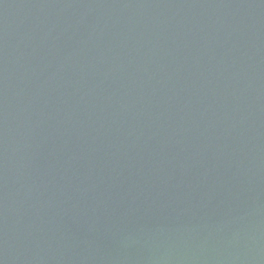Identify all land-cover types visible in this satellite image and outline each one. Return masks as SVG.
I'll use <instances>...</instances> for the list:
<instances>
[{
	"label": "water",
	"instance_id": "water-1",
	"mask_svg": "<svg viewBox=\"0 0 264 264\" xmlns=\"http://www.w3.org/2000/svg\"><path fill=\"white\" fill-rule=\"evenodd\" d=\"M0 264H264V0H0Z\"/></svg>",
	"mask_w": 264,
	"mask_h": 264
}]
</instances>
